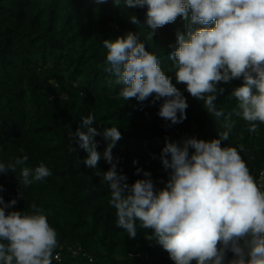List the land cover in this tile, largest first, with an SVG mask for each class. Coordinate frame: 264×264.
Wrapping results in <instances>:
<instances>
[{
  "label": "trees",
  "instance_id": "trees-1",
  "mask_svg": "<svg viewBox=\"0 0 264 264\" xmlns=\"http://www.w3.org/2000/svg\"><path fill=\"white\" fill-rule=\"evenodd\" d=\"M146 12V7H124L123 0L120 7L113 0H0V163L27 155L25 166L35 168L43 162L52 172L23 188L20 167L9 170L0 174L4 189L0 195L6 203L17 199L8 211H31L33 203L45 210L59 243L66 245L53 264H175L162 246L146 239L151 230L141 229L139 222L132 239L117 226L110 189L102 178L110 167L103 158L107 142L100 135L94 137L101 159L90 168L83 163L87 153L69 139L67 126L74 133L83 116H95L92 126L98 132L118 127L122 138L112 154L119 158L117 170L129 184L145 178L147 171L155 187L163 188L169 174L161 162L162 149L166 139L177 142L171 131L195 127L196 139L211 141L219 138L229 116L236 127L221 146L236 147L250 172L264 168V123L250 132L249 125L235 115L238 101L230 93L242 80L218 84L225 88L215 101L225 114L220 118L210 116L203 101L177 84L188 107L187 118L176 125L158 115L161 101L153 104L149 98L140 104L119 97L121 85L105 71V40L136 34L147 51L158 55L161 69L175 83L168 55L176 30L204 27L177 18L154 31L146 23ZM133 15L138 24L130 23ZM137 168L142 171L137 173ZM23 191L20 198L18 192ZM68 245L80 246L83 252L73 254ZM232 258L229 251L226 259Z\"/></svg>",
  "mask_w": 264,
  "mask_h": 264
},
{
  "label": "clouds",
  "instance_id": "clouds-1",
  "mask_svg": "<svg viewBox=\"0 0 264 264\" xmlns=\"http://www.w3.org/2000/svg\"><path fill=\"white\" fill-rule=\"evenodd\" d=\"M113 3L120 7L121 0ZM123 5L146 7V23L154 31L177 18L204 27L176 30L168 55L175 83L161 69L158 55L147 51L136 34L105 40V71L121 85L120 98L140 104L149 98L153 104L161 101L158 115L176 125L187 118L186 98L176 86L183 84L192 97L204 102L210 116L220 118L225 114L215 101L225 88L217 86L238 79L241 85L230 93L238 101L235 115L249 125L250 132L264 123V0H123ZM129 19L139 23L135 15ZM81 119L74 133L67 126L69 139L87 153L83 163L90 168L101 159L94 137L100 135L107 142L103 158L110 167L102 178L110 189L117 226L130 239L137 236L139 222L141 229L151 230L146 239L162 246L175 264H264V185L257 184L236 147L221 146L236 127L230 116L225 117L219 138L211 141L166 139L161 162L169 179L160 189L150 172H143L145 178L132 184L118 172L119 158L112 154L122 138L118 127L98 132L92 126L93 114ZM28 159L24 155L0 163V174L20 167L23 188L52 175L43 162L35 168L25 166ZM141 171L137 168V173ZM18 196L24 198V191ZM16 203L17 199L6 203L0 195V264H53L59 258L54 253L63 243L47 213L35 203L31 211H8ZM229 251L233 258L227 260Z\"/></svg>",
  "mask_w": 264,
  "mask_h": 264
},
{
  "label": "built area",
  "instance_id": "built-area-1",
  "mask_svg": "<svg viewBox=\"0 0 264 264\" xmlns=\"http://www.w3.org/2000/svg\"><path fill=\"white\" fill-rule=\"evenodd\" d=\"M194 128L195 127H182V128L176 127L171 131L170 136L173 139H175L177 142H180L183 138H186V137L197 138L198 132ZM193 151H194V149H191L190 153ZM250 173L254 177V179L258 185H264V168L260 169L257 173H254L252 171ZM63 248H64V245L61 244L60 247L54 253V255H58V257H59L56 260H60L61 251ZM68 248L71 250V252L73 254H78L80 252H83V250L80 246H68ZM84 254H86V253L84 252ZM136 255H138V254H136Z\"/></svg>",
  "mask_w": 264,
  "mask_h": 264
}]
</instances>
